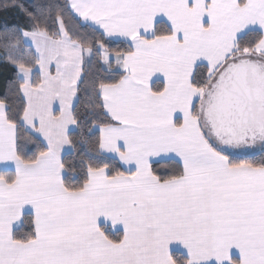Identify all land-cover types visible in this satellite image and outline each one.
Listing matches in <instances>:
<instances>
[{"label": "snow or ice", "instance_id": "obj_1", "mask_svg": "<svg viewBox=\"0 0 264 264\" xmlns=\"http://www.w3.org/2000/svg\"><path fill=\"white\" fill-rule=\"evenodd\" d=\"M10 8L0 264H264V0Z\"/></svg>", "mask_w": 264, "mask_h": 264}, {"label": "trees", "instance_id": "obj_2", "mask_svg": "<svg viewBox=\"0 0 264 264\" xmlns=\"http://www.w3.org/2000/svg\"><path fill=\"white\" fill-rule=\"evenodd\" d=\"M22 2L28 7H31L33 3L38 2V0H22ZM3 3H5V0H0V4ZM5 22L23 24L25 21L24 18L18 14V11L15 8H10L8 10L0 9V24H3ZM112 46L118 48L122 45L118 42H115ZM2 54L3 48H0V55ZM13 71L14 70L12 68L0 64V98H2V95L5 92L6 82L13 76ZM155 167L164 169L169 167V165L166 162H161L160 164L155 165Z\"/></svg>", "mask_w": 264, "mask_h": 264}]
</instances>
